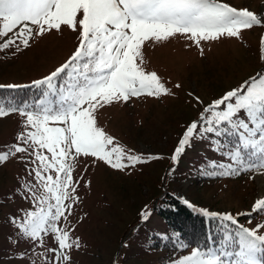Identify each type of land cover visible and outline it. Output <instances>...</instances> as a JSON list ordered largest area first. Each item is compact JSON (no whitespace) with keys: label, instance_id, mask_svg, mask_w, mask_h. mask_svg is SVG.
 Wrapping results in <instances>:
<instances>
[{"label":"snow or ice","instance_id":"snow-or-ice-1","mask_svg":"<svg viewBox=\"0 0 264 264\" xmlns=\"http://www.w3.org/2000/svg\"><path fill=\"white\" fill-rule=\"evenodd\" d=\"M254 26H264V16L223 0H0V52L14 49L15 56L31 47L36 37L64 29L76 33L79 42L47 76L30 85H0L40 93L31 102L0 98V117L18 113L24 118L16 142L0 151V166L18 154H26L19 156L20 161L32 165L25 169L31 179L21 178L18 187L6 194L33 206L9 217L18 238L43 247L44 237L50 235L56 244L47 249L55 257L51 264H71V251L80 248V240L72 236L74 229L60 222L68 220L79 201L73 181L77 158L92 157L118 171L160 158L126 151L96 119L98 109L114 102L174 95L155 71L143 66L146 42L182 34L199 46L201 41L240 38L242 30ZM195 99L203 110L184 126L171 156L174 165L197 142H207L224 160L206 161L201 175L264 174V70L206 105ZM173 171L169 169V175ZM180 199L193 208L187 199ZM194 210L219 219L223 231L218 239L209 237L208 246H197L172 264H264V221L249 228L239 224L241 214ZM253 213H264V198L256 199L251 212L244 214ZM150 215L145 206L141 220ZM187 247L179 245L181 250ZM27 255L20 253L19 258Z\"/></svg>","mask_w":264,"mask_h":264},{"label":"rangeland","instance_id":"rangeland-1","mask_svg":"<svg viewBox=\"0 0 264 264\" xmlns=\"http://www.w3.org/2000/svg\"><path fill=\"white\" fill-rule=\"evenodd\" d=\"M223 2L264 16V0ZM262 41L264 26H254L242 30L240 38L201 41L199 46L182 34L145 43L143 66L146 71H155L174 95H142L126 103L114 102L98 109L96 119L126 151L160 158L125 171L114 170L92 157L77 158L73 181L79 201L68 220L60 222L74 229L72 236L80 240V248L71 251V264H172L174 259L190 254L198 245L187 244L175 235L169 239L172 230L160 213L162 198L168 193L187 199L194 209L241 214L239 224L249 228L264 221V213L244 214L251 212L256 199L264 198V174L201 175L206 161L224 160L207 142L190 147L178 164L171 159L184 126L203 110L195 97L206 105L264 70ZM30 43L31 47L15 56L11 55L14 49L0 52V85H29L47 76L71 56L79 42L76 33L64 29ZM23 119L18 113L0 117V151L16 142L15 137L24 130ZM24 155L18 154L0 166V264H51L55 257L47 249L56 247L52 236L44 237L43 247L34 246L19 239L15 226L9 223L10 216L33 207L28 200L6 195L18 187L21 178L31 179L25 169L32 165L19 159ZM145 206L151 215L142 221ZM180 244L188 247L181 250ZM24 252L28 255L19 258Z\"/></svg>","mask_w":264,"mask_h":264},{"label":"trees","instance_id":"trees-1","mask_svg":"<svg viewBox=\"0 0 264 264\" xmlns=\"http://www.w3.org/2000/svg\"><path fill=\"white\" fill-rule=\"evenodd\" d=\"M39 94V90L35 88L0 89V98L15 99L17 102L25 100L31 102ZM162 201L160 213L172 230L169 239L175 235L187 244L206 247L211 243L209 237L218 239L222 233L224 225L219 219L206 217L194 208H189L179 197L168 193Z\"/></svg>","mask_w":264,"mask_h":264},{"label":"bare ground","instance_id":"bare-ground-1","mask_svg":"<svg viewBox=\"0 0 264 264\" xmlns=\"http://www.w3.org/2000/svg\"><path fill=\"white\" fill-rule=\"evenodd\" d=\"M260 180L262 179L261 177H258Z\"/></svg>","mask_w":264,"mask_h":264}]
</instances>
